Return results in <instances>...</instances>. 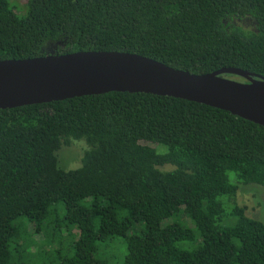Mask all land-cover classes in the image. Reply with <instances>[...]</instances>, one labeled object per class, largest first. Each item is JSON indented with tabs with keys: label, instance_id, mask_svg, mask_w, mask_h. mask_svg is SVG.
I'll return each mask as SVG.
<instances>
[{
	"label": "trees",
	"instance_id": "trees-1",
	"mask_svg": "<svg viewBox=\"0 0 264 264\" xmlns=\"http://www.w3.org/2000/svg\"><path fill=\"white\" fill-rule=\"evenodd\" d=\"M46 45L264 77V0H0V60ZM238 184L264 185V127L224 110L128 92L0 110V264H264Z\"/></svg>",
	"mask_w": 264,
	"mask_h": 264
},
{
	"label": "water",
	"instance_id": "water-1",
	"mask_svg": "<svg viewBox=\"0 0 264 264\" xmlns=\"http://www.w3.org/2000/svg\"><path fill=\"white\" fill-rule=\"evenodd\" d=\"M110 92L196 102L264 127V77L239 68L194 74L139 54L103 51L0 60V110Z\"/></svg>",
	"mask_w": 264,
	"mask_h": 264
},
{
	"label": "rangeland",
	"instance_id": "rangeland-1",
	"mask_svg": "<svg viewBox=\"0 0 264 264\" xmlns=\"http://www.w3.org/2000/svg\"><path fill=\"white\" fill-rule=\"evenodd\" d=\"M14 5L16 6L18 12L21 14L28 3L29 0H11ZM239 26L244 29H249L250 26L247 22H240ZM43 53L48 55V46L46 45L43 49ZM85 144L82 142L72 143L70 145H65L59 152V159L61 162L62 168H76L80 165L81 159L84 155ZM237 183V182H236ZM239 190L236 196V200L234 204H237L241 207H245L246 214L248 217L259 220L264 223V185H257V184H238ZM227 201V198H224ZM232 206V205H229ZM64 210V209H63ZM176 220V219H175ZM179 223H184L190 226V221L183 215H179V219L176 220ZM33 235V229L28 227L25 236L30 237ZM34 239L42 240L43 236H36ZM120 247V246H119ZM123 248V246H122ZM114 249V248H112ZM111 249V250H112ZM117 250V248H115ZM125 249V247H124ZM110 250V251H111ZM35 251V248H33ZM110 254V252H109Z\"/></svg>",
	"mask_w": 264,
	"mask_h": 264
}]
</instances>
